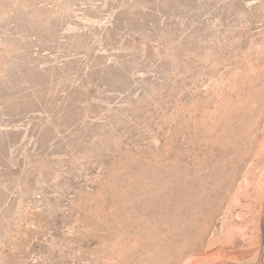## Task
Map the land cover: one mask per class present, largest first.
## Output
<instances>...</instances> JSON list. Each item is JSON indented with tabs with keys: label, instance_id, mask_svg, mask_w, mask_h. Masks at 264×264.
<instances>
[{
	"label": "rangeland",
	"instance_id": "obj_1",
	"mask_svg": "<svg viewBox=\"0 0 264 264\" xmlns=\"http://www.w3.org/2000/svg\"><path fill=\"white\" fill-rule=\"evenodd\" d=\"M0 264H264V0H0Z\"/></svg>",
	"mask_w": 264,
	"mask_h": 264
}]
</instances>
